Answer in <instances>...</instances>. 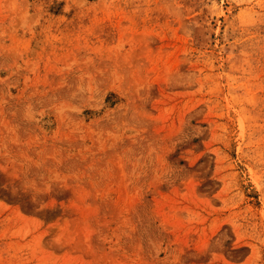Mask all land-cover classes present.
Masks as SVG:
<instances>
[{
	"label": "rangeland",
	"instance_id": "1",
	"mask_svg": "<svg viewBox=\"0 0 264 264\" xmlns=\"http://www.w3.org/2000/svg\"><path fill=\"white\" fill-rule=\"evenodd\" d=\"M0 264H264V0H0Z\"/></svg>",
	"mask_w": 264,
	"mask_h": 264
}]
</instances>
